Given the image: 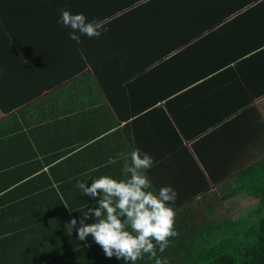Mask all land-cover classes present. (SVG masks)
Returning <instances> with one entry per match:
<instances>
[{
  "label": "crops",
  "instance_id": "crops-1",
  "mask_svg": "<svg viewBox=\"0 0 264 264\" xmlns=\"http://www.w3.org/2000/svg\"><path fill=\"white\" fill-rule=\"evenodd\" d=\"M5 5L34 12L19 23L42 24V45L21 54L38 62L24 60L30 65L14 82L19 92L3 103L25 102L12 113L0 109V261L87 256L84 246L96 245L91 236L81 242L63 226L95 203L76 183L124 178L135 149L154 159L146 171L150 190L171 186L178 193L177 217L188 202L203 200L204 186L212 202L222 199L210 218L254 213L256 197H224L247 169L264 170V0ZM61 9L102 21L107 31L77 44L57 23ZM242 199L254 203L242 216L223 211L225 202Z\"/></svg>",
  "mask_w": 264,
  "mask_h": 264
},
{
  "label": "trees",
  "instance_id": "trees-1",
  "mask_svg": "<svg viewBox=\"0 0 264 264\" xmlns=\"http://www.w3.org/2000/svg\"><path fill=\"white\" fill-rule=\"evenodd\" d=\"M7 1L0 0V109L5 113H12L20 108L25 100L8 106L3 103L4 98L17 96L19 91L14 87V82L18 81L23 75V70L30 65L23 63L25 59L21 54L24 52L27 55L29 53L33 55L34 52L36 54L37 49L42 45L36 38L41 36L42 24L26 22L20 24L19 20L25 18V14L34 15V12L7 8L5 5ZM46 27L50 26L46 25ZM25 61L37 60L28 58ZM4 81L11 84L9 86L13 89L11 94L5 92L2 86ZM41 89L39 93L44 92V89ZM242 174L241 185L226 187L228 194L224 198L236 197L240 194L256 197L259 203L258 208L252 209L254 213L239 219L210 218L217 211L215 206H223L222 199L212 202L210 195L206 194L211 189L204 186L203 200L198 203L194 200L188 202L186 212L176 216L175 228L179 236L171 239L164 253L157 251V256L167 259L168 264H264V170L259 169L257 164ZM257 215L261 217L255 219ZM84 248L88 254L83 256V259L80 256L79 260L82 259L80 261H71L75 254H70L63 261L41 262L42 264H124L123 261H108L104 254L101 257L95 249H101L98 245L93 244V249L91 246L89 249L86 246ZM0 264H12V261H0ZM136 264H155V260L145 255L137 260Z\"/></svg>",
  "mask_w": 264,
  "mask_h": 264
},
{
  "label": "clouds",
  "instance_id": "clouds-1",
  "mask_svg": "<svg viewBox=\"0 0 264 264\" xmlns=\"http://www.w3.org/2000/svg\"><path fill=\"white\" fill-rule=\"evenodd\" d=\"M57 23L69 29V39L77 44L82 36L99 39L107 31L102 21L88 20L83 13L73 14L66 9L60 10ZM153 165L150 154L135 149L130 163L123 166L124 178L101 175L90 185L77 181L76 187L95 203L63 225L66 233L72 235L75 230L81 242L91 236L106 258L115 257L124 264H136L145 255L155 264H168L167 259L157 256V251L164 253L171 239L179 236L173 207L178 193L171 186H163L158 192L150 190L146 171Z\"/></svg>",
  "mask_w": 264,
  "mask_h": 264
},
{
  "label": "rangeland",
  "instance_id": "rangeland-1",
  "mask_svg": "<svg viewBox=\"0 0 264 264\" xmlns=\"http://www.w3.org/2000/svg\"><path fill=\"white\" fill-rule=\"evenodd\" d=\"M240 201L241 202H238V203L234 204L236 206H234L232 204H228L229 202H227V203L225 202L224 207H223V211L228 210L229 208L230 209H233L234 208V209L237 210V212L234 213V216L233 217H239V216H242L243 210L244 211L245 210H248V209H250L254 205V203L252 201H249V200L244 201V199H242Z\"/></svg>",
  "mask_w": 264,
  "mask_h": 264
}]
</instances>
